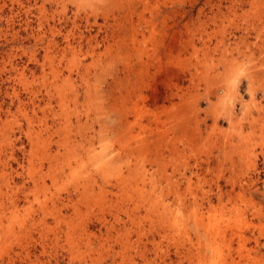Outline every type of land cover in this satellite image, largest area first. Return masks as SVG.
I'll use <instances>...</instances> for the list:
<instances>
[{"label":"rangeland","instance_id":"rangeland-1","mask_svg":"<svg viewBox=\"0 0 264 264\" xmlns=\"http://www.w3.org/2000/svg\"><path fill=\"white\" fill-rule=\"evenodd\" d=\"M126 1L127 0H0L1 123L3 124L5 121L7 123H12L14 120L12 119V116L14 117L18 114L17 101L14 99L15 90L16 93H19L20 99L24 101V103L34 97V95H32L33 93L29 95H26L25 93L33 91L35 95H38V97L35 98V101L41 106H44L45 102L43 100L46 99V89L42 86V83L45 81L49 83L52 82L61 86L60 89L58 88L59 91L57 93L53 90L55 92H53L55 97H57L59 92H68L69 96L73 91L78 92L80 96L79 102L76 106H73V104L70 103L69 108L64 111L57 107V102L55 100L53 101V106L58 115L57 122L55 121V126L58 128L62 126V129L58 132L60 133V138L65 136L66 126L71 124V127H76L77 130H80L81 133L86 135L87 141L90 136L100 139V142H98V139L91 141H96L95 147L98 151L107 146L111 147V141L113 139L122 138V133H120L122 131L117 130V126L115 127L114 123L122 119L121 115L123 109L125 110L126 107H129L126 99H128L127 96L131 88L129 84L127 85V81H125L128 79L134 81L137 80L138 83H140V86L137 84L134 88H137V86L138 88H142L145 85V87L142 88V93H140V95L142 94L150 99L148 100V105L151 107L150 109L153 112V116L158 120L153 122V117L151 119L152 122L147 120V118L143 119L141 121L142 128H138V126L135 128L134 134L136 136H143L144 138L142 137V139L144 140L149 133L148 128L152 127L151 129H155L159 126V123H163V129H169L170 127L176 129V127H178L179 130H183L182 132L189 134V130L191 131L196 127H200L202 132L205 133V123L207 126L212 124L210 123L212 122L210 117H205L206 113L210 110V102L216 101L215 95H210L211 97L209 98L206 96V87L209 82L208 76H213L218 72L220 74L224 73L225 68L222 64H220L216 70H209L205 76V67L200 63L201 65L199 64L198 68L201 76L198 75L196 80L197 86L194 83L196 90L189 88L187 91L185 89L191 85L189 82L191 79L189 74L184 75V73L180 72L176 78L173 77L171 79V81L175 80L174 83L183 86L184 92L186 91L188 93L186 98L183 97L185 101L182 104L185 105L182 119L185 120L184 122L179 120L177 116V120L175 117V121H169L171 115L174 116V114H177V110L174 108L178 106L179 110V105L182 103L180 99H174L171 103H165V108L167 109L164 110L161 109L163 101H159L157 106H153L152 104V97L157 96L160 98L162 97L161 94H164V84L168 83L166 70H174V68H170L167 65L170 59L172 60L173 58L171 57L169 59L170 54L165 50L170 47L172 49L174 46L173 44H175V39L179 38V36L182 41H187L188 44L187 52L189 54L186 56V53L183 54L182 58L184 60L187 57L190 58L189 56L192 57L195 50H198L197 54L201 57L203 53L201 51L205 45L213 49L219 41H224V44H228L231 47L230 49H232V52L228 55L236 60L231 63V70H229L230 73H237L235 74L237 75L235 78L238 80L240 79L237 88L239 101L237 100L234 106L235 117L236 119L242 117L245 104V106L251 108L252 115L250 116H257L256 118H258L257 109L253 107V105L255 103L260 108L263 107L262 111L264 109V62L258 61L259 50L264 48V0L261 1L262 3L258 2L253 5L245 4L239 7L232 6L233 4L230 3L231 0H145L147 3L145 8L144 4L139 0ZM135 6L138 8V13L146 9V11H144L145 20H149L150 25L153 24V31L151 30V26L144 30L146 39L149 42L147 48H153L149 49L151 52L150 55H156L157 51H160L156 57H159L160 65L162 66L161 71L155 66V61L151 60L152 62H150V66L147 69L148 77L146 78L144 77V74L141 76L143 66V64L141 66L142 55L136 51L137 49H142L141 41H143V36L140 35L141 33L135 34L137 31L133 33V29H138L140 26L138 24L140 22L137 14L133 15L134 10L132 8ZM226 7H228L229 10ZM230 10L231 12L229 13ZM128 12H131L130 15ZM129 21L132 22V28H130ZM116 22L119 25H117ZM112 28L119 31L120 37L115 41L111 39V34L109 35V38L105 37V31ZM142 28L145 29L144 25ZM150 31L154 33V37L151 36ZM151 37H153V39ZM105 39H108V41H105ZM133 39L136 40L138 44H135L132 41ZM67 41L71 44L73 49H69L71 51L65 53L64 56L57 54L56 51L62 49ZM161 41L163 44H160ZM50 42L53 43L57 49L50 48L47 50V44ZM159 44L163 46L154 53L155 48H158ZM191 46H193L194 49ZM92 50L96 51V54L95 57L91 58ZM240 50L241 52L245 51V56L241 54ZM237 52L241 55H238ZM146 57L144 58L145 62L150 59H147ZM217 57H219L218 52L215 54L216 59ZM125 59H127V61ZM190 59H187L189 62L184 66L188 65L187 67L194 73L196 62L193 58ZM211 60L214 63L216 62L214 57L213 59H211V57L207 58L206 62L212 63ZM124 61L127 62V64L129 63L130 66L133 65V72H136L135 76L124 72V65L126 64ZM236 63L238 64L236 65ZM260 63H262V65H260ZM43 64H45L44 74L41 68ZM170 71H168L169 75L173 76ZM22 73L24 74L22 77V83H19L16 79L20 76L19 74ZM243 73L247 76V73H249V75L256 74V80L249 83L250 81L248 82L247 78H244L245 75ZM68 77H71V83L66 82L65 79ZM145 81L148 84L145 83ZM26 82L28 85L24 86L23 83ZM49 83L47 84L49 85ZM123 83L126 85L124 86ZM147 85H150L148 86L149 88L146 87ZM249 89L252 90V95ZM126 90H128V93ZM196 97L198 98L196 99ZM123 98L125 104L124 100L122 101ZM195 100L196 108H198L196 109L195 115L198 114L195 119H192V112L194 111L192 106ZM170 107L173 108L170 109ZM113 108L117 111L115 110V112H113ZM120 108H122V110ZM200 112H203V114ZM160 114L161 117L158 116ZM68 117H71L69 121L67 120ZM167 118L169 119L166 120ZM131 119L132 118H130V121L133 120ZM262 120H264V116H262V118L255 124L253 122V126H250L247 123L243 129V132L245 131L243 135L239 137L234 135L232 136L233 138L231 137V142L237 149H227L229 155L228 159L224 158L221 152L225 140L219 134V130L228 131L229 126L226 120L220 116L217 119L218 133L216 132V135H213L210 141L198 139L191 141L188 136L182 137L183 133L180 132V135L178 129H176V131L170 135V137H173V141H171V139H163L160 143L161 147H159L158 150H156V146H152L150 150H145L144 145L141 148L144 152L136 150L132 154L133 157L130 156L129 158H125L122 156L115 159L114 163H117V165L122 168L126 163L129 165L137 163L139 166L137 165L135 171L141 172L142 169L144 170L143 172L145 175L143 176L142 181H144L143 184H145L144 187L147 194L152 196V201L157 204V207H159L157 210L161 211L163 205L172 210L176 208V204L173 201L172 188L168 185L180 181L182 189H184L186 183L183 177L186 175V178H191L192 180V188L196 193L198 203L200 205L203 204L201 211L204 213L209 210L218 209L219 213L223 212L222 215L224 217H222L223 219L221 221L222 227L229 224L230 230L226 233L225 239L221 237L209 238L204 235V231H200V241L197 247L198 250L202 252L199 251V261L196 262V264H201L204 260L209 261L211 259H213L212 262L214 261L213 264H264V121ZM67 121L71 123L67 124ZM22 123L23 121H21V124ZM156 123L158 125H156ZM14 127L16 129L15 131H17V126L15 125ZM144 127L146 130L143 129ZM109 129H111V131ZM147 130L148 132H146ZM74 133H76V131H74ZM18 138V136L13 137L12 143L9 142L11 140H4V138L0 139V145L4 143L2 147H0V155H2L3 161L9 163L12 167L10 168L8 165L2 167L0 165V171H3L7 176L11 175V177L15 175L12 174L13 172L11 169L14 171L17 169V164L14 159L23 157L20 152V149L23 147L26 148L24 160L25 171L23 172L19 170V173L23 172L24 175H27V173L34 171L32 165H36L41 153L39 142H43L42 139L33 147V152L36 153V156L31 155V146L28 144L27 140L23 136L21 137V141L18 140ZM112 149L113 148L108 149L110 153H112ZM12 150H14L13 155ZM157 152H161L160 154H163L164 156H162V158L160 157V160L163 159L161 162L163 167L161 165L158 166L157 164L154 165L155 162H153V159L159 157L156 156ZM193 152L196 153L194 154ZM144 153H146V156L143 155ZM114 154L115 151L113 152V155ZM28 159L33 162L32 165L27 163ZM132 168L134 169L135 167L132 166ZM63 180L64 179L60 180L61 182L59 184H56V186L50 189V192H53L52 196H57V194L63 193L66 185L71 182ZM142 181H138L140 187H142ZM151 185L153 187H151ZM157 190L159 192H157ZM190 191L193 190L190 189ZM187 198H189V202H192L189 192ZM219 198H222L224 200L222 203L226 204V208L222 211L219 210L221 203ZM189 202L186 203V206ZM38 208V204H34L32 207L26 205L25 209L21 208L17 213L8 215L7 219L4 220L1 227L3 233L5 231V237L4 239L0 238V263L1 260L6 257L4 259L6 261L5 264H34L33 262L36 261V259L33 257L26 260L16 258L15 261L9 262L8 257L15 256V253L20 252L21 248L27 245V237L23 235L21 236V234H18L15 231H18V224L24 222V224H26L27 221L35 216ZM129 208L132 209L133 207ZM136 211H140V215H144L141 209ZM83 212L84 214L86 212L85 217H94V213L93 211L90 213L89 207L86 209L84 208ZM96 217L97 215L91 219V224H93L92 230H94V232H98L101 228V224L97 221L95 222ZM12 218L16 220H13ZM120 218H124L122 211L120 212ZM151 218L154 219V221L160 220L154 216ZM183 219L190 222L189 215L184 216ZM108 220L113 221L111 217H108ZM145 223L142 234L139 229L136 227L133 228L134 234L130 237L128 243V245H130V251L127 255L125 254L126 258L122 255H116V253L120 251V248L114 245L115 248L110 252L111 254L109 253V257L106 248L102 250L103 255L101 254V256L98 257V259H100L98 264H179L178 256L175 253L177 249L175 245L177 242L175 245L173 244L179 239V233L172 238L173 241L170 238L169 243L163 242L162 237L156 232L157 229H155V227L157 224L155 223L156 225L154 224V228H151L152 226L150 223ZM172 235H175L174 232L170 233V236ZM189 235L193 236L191 228H189ZM238 235L241 236V240L238 238ZM229 239H232L231 242L228 241ZM37 256L39 260L37 258L38 263L36 262L35 264H69L66 256H64L62 252L58 254L57 250H49L47 254L37 253ZM123 258L125 259L124 261ZM104 259L105 261H103ZM182 264H189V262L185 261Z\"/></svg>","mask_w":264,"mask_h":264},{"label":"bare ground","instance_id":"bare-ground-1","mask_svg":"<svg viewBox=\"0 0 264 264\" xmlns=\"http://www.w3.org/2000/svg\"><path fill=\"white\" fill-rule=\"evenodd\" d=\"M139 1L144 4V8H145L146 4H147L145 2V0H142V1L139 0ZM261 1H263V0H231L230 3L233 4L232 6L239 7V6H243L245 4L253 5V4L261 2ZM132 5H133V2H132ZM137 6H135L132 9L134 10L133 15L137 14V16L139 18L138 20L140 23H138V24L140 26L138 29H133L134 30L133 33H135L137 31L135 34L141 33L140 35L143 36V41H141L142 42L141 43L142 49H137L136 51L138 53H141L140 55H142L141 56V66H142V64H143V66H142L141 76L144 74V77L146 78V77H148L147 69L150 66V62H152L151 60L155 61V63H154L155 66H157V68L160 69V71H161L162 66L160 65L159 57H156V55L158 54V52H160L157 50L163 46V45H160L161 43L163 44V42L161 41L159 44V47L155 48L154 53H156V51H157V54L156 55H154V54L150 55L151 52L149 51V49H153V48H149V49L147 48V45L149 42L146 39V34L144 33V30H146V28L151 26V28H152L151 30L153 31L154 30V28L152 27L153 24L151 23L152 25H150L149 20H147V21L145 20L144 11H146V9H144L143 11L138 13ZM226 8L229 10L228 7H226ZM232 9H233V7H232ZM230 12H231V10L229 11V13ZM130 13H129V15H130ZM216 14H218V13H216ZM220 14H222V13H220ZM234 14H235V12H234ZM127 18H129V17H127ZM213 18H214V16H213ZM257 21H256V24H257ZM129 22H130L129 25L131 26L130 28H132V22L131 21H129ZM117 25H119V24L117 23ZM143 25H144L145 29L142 28ZM202 28H203V26H202ZM152 31H150V33H151V36L154 37V33ZM187 31H189V30H187ZM105 33H106V35H105L106 38H109L110 37L109 35L111 34V39L113 41H115L116 39H118L120 37L119 31L117 29H114V28H112L108 31H105ZM153 37H151V38L153 39ZM152 39H151V41H152ZM105 41H108V39H105ZM132 41L135 44L137 43V41L134 39ZM183 41L181 40V38L179 36V38L175 39V44H173L174 45L173 48L171 49V47H170L167 50H165L166 52H168L170 54L169 59L171 57L174 59V60L170 59V61L167 64L170 68H174V70L173 71H170L168 69L166 70L167 75H168V77H167L168 83L164 84V86H165L164 94H161L162 97H160V98L157 96L152 97V99H151L152 104H153V106H157V103H159V101H163L162 102L163 105H162L161 109L164 110V109H167V108H165V103H167V102L171 103L174 99H180L182 103L179 105V110H178V106L174 108L177 110V114H174V116L171 115L172 117L170 116L171 119L169 121H171V122L175 121L174 118L177 116L179 120L184 122L185 120H182V119H183V115H184L183 112H184L185 105H182V104L185 101L184 98H186L188 93L186 91H185L186 93L184 92L183 86H180L179 84L174 83L175 80L171 81V79L173 77L176 78L179 75L178 73H180V72L184 73V75L189 74L190 78H191L189 82L191 85H190V87H187L185 89L187 91L189 88L196 90L194 83L196 84V80L198 78V75L201 76V74H199V68H198L199 64L201 63L202 66L205 67L204 68L205 71L203 70L205 76L209 70H211V69L216 70L217 67L220 64H222L223 67L225 68V70H224L225 72L220 74L217 71L218 73L214 74L213 76H208L209 82L207 83V87H206L207 98L211 97L210 95L216 96V101L210 102V110H208V113H206V116H205V117H207V116L210 117V119L212 121L210 123H212V124L210 126H207L205 123V127H206L205 133L202 132L200 127H198V128L196 127L194 129H192L191 131L189 130V134L187 133L188 135L186 134V132L185 133L182 132L183 131L182 129L179 130L178 127H176V129H178L179 133L180 132L183 133L182 137L188 136L191 141L192 140L194 141L195 139L210 141L212 136L216 135L217 130H219L217 127V119L219 116L222 117L228 123L229 130L228 131L219 130V134L225 140L223 145H222L221 152H222L223 157L228 159L229 155H228L227 149H232V150L237 149L236 146L233 145V143L231 142V139L233 138L232 136L236 135L239 137V136L243 135V133L245 132V131L243 132V129L246 126V124L248 123L250 126H253L257 121H259V119L262 118V116H264V113H263L264 109L262 111L263 107L260 108L259 106H257L254 103L253 107H255L257 109L256 111L258 112V118H259L258 119V118H256L257 116L256 117L250 116V115H252L251 114L252 113L251 108L249 106H245V104H244V112L242 114V117L240 119H236L235 114H234V106H235L236 101L238 100L237 88H238V81L240 79L238 80L237 78H235V77H237V75H235L237 73H235V74L230 73V70H231L230 66L232 65L231 63H233L236 59L229 57L228 54H231L232 49H230L231 47L228 44H224L223 43L224 41H219L217 43V45L213 47V49L211 47H207L205 45V47L201 51V52H203L201 57H199L197 54L198 50L197 51L195 50L193 53L194 55H192V57L189 56L191 59L193 58L194 61L196 62L195 66L193 65L194 66V73H193L187 67L188 65L184 66L187 62H189L187 59H190V58L187 57L185 60L182 58L183 54L186 53L185 56L189 54L187 52L188 51L187 41H184V42ZM153 42H156V41H153ZM153 45H154V43H153ZM155 45H157V44H155ZM191 47H193V46H191ZM50 48H54V49L56 48L57 49V47L51 42L47 44V50ZM69 49H73V48L71 47V44L67 41L66 45L62 49L57 50L56 52H57V54L64 56L65 53H67L68 51H71ZM193 49H194V47H193ZM117 52H118V50H117ZM217 52H218L219 57H217V59H216L215 54ZM240 52H241V50H240ZM134 53H135V51H134ZM95 54H96V51L92 50L90 57L91 58L95 57ZM115 54H117V53H115ZM121 54H123V53H121ZM190 54H191V52H190ZM239 54L240 53H238V55ZM241 54H243V56H245V51H242ZM30 56H32V55H30ZM120 56H122V55H120ZM101 57H103V56H101ZM145 57L147 59H149V58L150 59L145 62L144 61ZM210 57H211V59H213V57H214V60H216V62L214 63L211 60L212 63H210V62L207 63L206 60H207V58H210ZM125 60L127 61V59H125ZM258 61L264 62V48L259 50ZM125 63L126 64L124 65L125 66L124 72L129 73L130 75L132 74L135 76L136 72H133V68H134L133 65L130 66L129 63L128 64H127V62H125ZM237 64L238 63H236V65ZM260 65H262V63H260ZM263 65H264V63H263ZM44 66H45V64H43V66L41 67L43 70V74L45 73L44 72ZM236 67H238V66H236ZM144 70H145V72H144ZM246 70H248V69H246ZM168 71H170L172 73L171 75H173V76H170ZM114 72H116V71H114ZM114 74H116V73H114ZM129 74H127V75H129ZM138 74H140V73H138ZM247 74H248V76L244 74L245 75L244 78H247L248 82L250 81L249 83H251L253 80H256V78H255L256 74L255 75L254 74L249 75V73H247ZM19 75L20 76H18V78L16 80L19 83H22V77L24 76V74L22 73ZM65 80L68 83L72 82L71 77H68ZM125 81H127V85L129 84V86L131 88L130 89L131 91L129 90V93H128V90H126L128 93V96H127L128 99H126V101L129 104V107L125 106L126 108H125V110L123 109V113L121 115L122 119L120 121L118 120L116 123H114L115 127L119 126L118 128L116 127V129L122 131V132H120V133H122L121 134L122 138L121 139H113L111 141V147L107 146L106 148L99 150V151L95 147L96 141L91 142L92 140L98 139V138L97 137L94 138V137L90 136V137H88L89 140L87 141L86 140L87 137L85 134L81 133L80 130H77L76 127H74V128L71 127V124H70L71 122H68L71 119V117H68V119H67L68 120L67 124H70V125L66 126L65 136L63 138H60V135H59L60 133H58L59 130L62 129V126H60L61 128L60 127L58 128L55 126V123L57 122V116L58 115H57V111H56L55 107L53 106V101L55 100L57 102V107L60 110H63V111L67 110L70 106V103L73 104V106H76L77 103L79 102L80 96H79L78 92L73 91V93H71L69 96H68V92L67 93H65V92L60 93L59 92L57 97H55L54 93L55 92L57 93L59 91V89L61 88V86H59L55 83H52V82L49 83V82L45 81L44 83H42V86L46 89V99L43 100L45 102V104L43 103L44 106H41L40 104H38L35 101V98H37L38 95H35V93L33 91L25 93L26 95L33 93L32 95H34V97L32 96L33 98L29 99L26 103H24V101H22L20 99L19 93H16V90H15L14 99H16V101H17V105H18L17 106V112H18V114L14 117L12 116V119H14L12 123H9V122L7 123L5 121L2 124L0 121V139L4 138V140H11L9 142L12 143L13 137L18 136L19 137L18 140L21 141V137L23 136L27 140L28 144L31 146V155H36V153L33 152V147L36 145V143H38L42 139H43V142H39L41 153L39 155L40 158H39L38 162L36 163V165H32L33 162L30 159L27 160V163L32 165V167L34 168L33 172L27 173V175H24V173H23L25 171L24 170L25 169L24 160H25V155H26V148L25 147L20 149V152H21L23 157L19 158V159L18 158L14 159L16 164H17V169L15 171L13 169H11L13 172L12 174L13 175L15 174L14 176H12V177H11V175L7 176L3 171H0V185L2 184L0 186V238L1 239H4V237H5V234H4L5 231L3 233L1 226H2V223L4 222V220L7 219L8 215H10L12 213H17L21 208L25 209L26 205L28 207H32L34 204L39 205L38 211L35 210L37 212L35 216H33L29 221H27L26 224H24L25 222L22 224H18V229H17L18 231H15L13 229L16 233L21 234V236L23 235V236L27 237L28 243L25 247L21 248V251L19 250L20 252L15 253L14 254L15 256L8 257V262L9 261H15L16 258L20 259V260H26V259L33 257L36 259V261L33 262L35 264L36 262L38 263V260H39L37 253L38 254H47L49 250H57L58 254H60L62 252V254H64V256H66V259L68 260L69 264H98L99 260H100V259H98V257L101 256L102 250L104 248H106V250L108 251L107 255L109 257V253L113 251L115 246L120 248V251L118 250L119 252H117L116 255H120V256L122 255L124 258H126L127 253L130 251V249H129L130 245H128V243H129L131 235L134 234L133 228L136 227L137 229H139V231H141V234H142L143 233L142 232L143 227H145V225H144L145 222L150 223V225L152 226L151 228H154L155 223L157 224L155 229H157L156 232L162 237L163 242L169 243L170 238L173 241L172 238L175 237L176 234L179 233V235H180L179 239L177 240L174 238L177 241H175L173 243L175 245V243L177 242V244L175 245L177 247L175 253L178 256L179 264H182L185 261H188L189 264H196V262L199 261L200 252H202V251L198 250V247H197V245L199 244V241H200V234H201L200 231H204V233H205L204 235L208 236L209 238L210 237L211 238L212 237H221V238L225 239L226 233L228 232V230H230V227H229L230 225L227 224L226 226L222 227L221 221L223 219L222 217H224L222 215L223 212L219 213L218 209L217 210L213 209L211 211L209 210L208 212L206 211L204 213L201 211L202 210L201 207L203 206V204L200 205L198 203L196 193L194 192V189L192 188L191 178H186V175H184L183 178H184L185 183H186V187L184 189H182V185H181L180 181L175 182V183H171L168 185L170 188H172L173 201L176 204L175 205L176 208L172 210V209H169L167 206L163 205L161 207V211H160V210H157V208H159L156 206L157 204L152 201V199H153L152 196L150 194H147V191L145 190V187H144L145 184H143L144 181H142L143 176L145 175V173L143 172L144 170L142 169L141 172L135 171V169L138 165L137 163H135L134 165H132L133 163L131 165L126 163V165L123 168L121 166H118L117 163L116 164L114 163L116 158L118 159L122 156H124L125 158H129L130 156H132V154L136 150L144 152V150L141 149L144 145H145V148H144L145 150L146 149L150 150L152 146H156L157 147L156 150H158L159 147H161L160 143L162 142L163 139H169V140L171 139V141H173L172 140L173 137H170V135H171V133L173 134V132L176 131V129H173V127H170L169 129H163L164 128L162 125L163 123H159V126L155 129H151L152 127L150 125H148L151 128H148L149 133L145 137L144 140L142 139L143 136L142 137L139 135L136 136L134 134L135 128H136V126H138V128L139 127L142 128L141 121L143 119L147 118V120L152 122L151 119L153 117L154 118L153 122H155V120L156 121H158V120L156 117L153 116V112L150 109L151 107H150V105H148V100H150V99L146 96H143L142 94L140 95V93H142V88L145 87V85L143 87L141 86L142 88H138V86H137V88H134L137 84L138 85L140 84V83H138L137 80L134 81V80L126 79ZM47 83H49V85ZM145 83H147V82L145 81ZM123 84H124V86L126 85L125 83H123ZM200 84H199V86H200ZM23 85L25 86L28 84L26 82V83H23ZM151 85H153V84H151ZM148 86H150V85H147L146 87H148ZM196 86H197V84H196ZM28 89H30V88H28ZM250 92L252 95L253 94L252 90H250ZM132 96H134V97H132ZM110 98H111V96H110ZM118 98H119V96H118ZM197 98L198 97H196V99ZM193 99H194V97H193ZM123 100H124V98L122 99V101ZM204 101H205V99H204ZM252 101H254V100H252ZM195 103H196V100L192 106V109L194 110L192 112L193 113L192 119H195L197 114H198L197 113L195 115L196 109H198V108H196ZM124 104H125V100H124ZM167 107H168V105H167ZM90 108H91V106H90ZM172 108L170 107V109H172ZM113 109H112L113 112H115L116 109L115 108H113ZM120 109L122 110V108H120ZM159 109H160V107H159ZM203 112L202 113L200 112V113L203 114ZM179 114H181V115H179ZM117 115H118V113H117ZM162 115H163V113H162ZM158 116L161 117V114ZM190 116H191V113H190ZM177 117H176V120H177ZM0 118H1V115H0ZM130 118H132L133 120L131 119L132 121H130ZM168 119L169 118H167L166 120H168ZM21 121H23L22 124H21ZM63 121H65V120H63ZM77 121L80 122L79 120H77ZM262 121H264V120H262ZM253 122H254V124H253ZM202 124H204V123H202ZM15 125L17 126L16 127L18 129L17 131H15L16 130L14 127ZM156 125H158V124L156 123ZM148 126H146V127H148ZM173 126H175V125H173ZM143 129L146 130L145 127ZM109 130L111 131V129H109ZM148 130L146 132H148ZM74 131H76V133H74ZM249 134H250V131H249ZM251 134H252V132H251ZM180 135H181V133H180ZM55 136H56V138H55ZM246 136H247V134H246ZM55 139H57V140H55ZM98 142H100V139H98ZM3 144L4 143H2V145ZM2 145H0V147H2ZM109 148H113L112 153H110V151L108 150ZM188 149H190V148H188ZM13 151L14 150H12V155H13ZM114 151H115V154L113 155ZM160 153L161 152H159V153L157 152L156 156H159L158 158L157 157H156V159L152 158L154 160L153 162H155L154 165L157 164L159 166L162 164L161 162L163 159L162 160H160V159L162 158L163 154H160ZM143 155L146 156V153H144ZM139 160H140V158H139ZM0 165L2 167H5L7 165L10 166L9 163H6L5 161H3L2 155H0ZM132 166L135 168L133 169ZM161 166L163 167V165H161ZM10 168H12V167L10 166ZM19 170H21L23 172L19 173ZM161 178H162V176H161ZM62 179L68 180L71 182L66 185V188L63 191V193L57 194V196H52L53 192L51 193L50 189L52 187L56 186V184H59L61 182L60 180H62ZM179 179H181V178H179ZM140 180L142 181V187L139 186L140 183L138 184V181H140ZM163 183H165V182H163ZM151 187H153V186L151 185ZM190 189H192L193 191H190ZM157 192H159V191L157 190ZM188 192L191 196L192 202H189V198H187ZM219 200L221 202L220 206H219V210L222 211L223 209L226 208V204L222 203L224 201L222 198H219ZM230 201H232V200H230ZM188 202H189V204L186 206V203H188ZM87 207H89L90 213H92V211H93L94 217H95V215H97L95 222L97 221L98 223L101 224V228L99 229L98 232H94V230H92L93 224H91L92 223L91 219L94 217H92V216H86L85 217L86 212L84 214L83 209L84 208L86 209ZM129 207H133V208L131 209ZM140 209L144 213L143 216L140 215L141 214V212L139 211ZM136 210H138L139 212H137ZM121 211L124 214L123 219L120 218V212ZM96 213H98V214H96ZM186 215H189L190 222L183 219V217ZM152 216H154L155 218H157L158 220L160 219V220L154 221V219L151 218ZM108 217H111L113 219V221H109ZM13 220H16V219H13ZM190 226H192V227H190ZM244 226H246V225H244ZM189 228H191V232L193 233V236L189 235ZM171 232H174L175 235L170 236ZM238 238L241 240L240 235H238ZM231 240L232 239H229L228 241L231 242ZM187 242H188V244H187ZM147 243H148V241H147ZM209 243H211V242H209ZM204 244H205V242H204ZM207 244H206V248H207ZM209 246H211V245H209ZM218 249H219V247H218ZM229 249H230V247H229ZM37 258H38V260H37ZM124 258H123V261L125 260ZM4 259L1 260L0 264L6 263V261ZM222 259H223V257H222ZM212 260L213 259H211L209 261L204 260L201 264H213L214 261L212 262ZM103 261H105V259Z\"/></svg>","mask_w":264,"mask_h":264}]
</instances>
